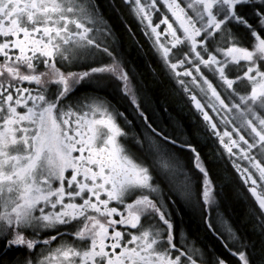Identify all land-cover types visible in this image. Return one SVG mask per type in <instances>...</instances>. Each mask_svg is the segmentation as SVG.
<instances>
[{
  "label": "snow or ice",
  "instance_id": "1",
  "mask_svg": "<svg viewBox=\"0 0 264 264\" xmlns=\"http://www.w3.org/2000/svg\"><path fill=\"white\" fill-rule=\"evenodd\" d=\"M0 264H264V0H0Z\"/></svg>",
  "mask_w": 264,
  "mask_h": 264
},
{
  "label": "trees",
  "instance_id": "2",
  "mask_svg": "<svg viewBox=\"0 0 264 264\" xmlns=\"http://www.w3.org/2000/svg\"><path fill=\"white\" fill-rule=\"evenodd\" d=\"M129 45H128V42L127 41H125V47H128ZM133 55H135V53L133 52ZM160 100H161V102H163V103H167L168 105H174L175 104V100H176V98L174 97V96H171V95H167V94H165V95H161L160 96ZM207 151V150H206Z\"/></svg>",
  "mask_w": 264,
  "mask_h": 264
},
{
  "label": "flooded vegetation",
  "instance_id": "3",
  "mask_svg": "<svg viewBox=\"0 0 264 264\" xmlns=\"http://www.w3.org/2000/svg\"><path fill=\"white\" fill-rule=\"evenodd\" d=\"M201 235L203 236V233H201Z\"/></svg>",
  "mask_w": 264,
  "mask_h": 264
}]
</instances>
